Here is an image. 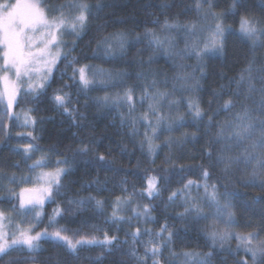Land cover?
I'll return each mask as SVG.
<instances>
[{"label":"snow or ice","instance_id":"snow-or-ice-1","mask_svg":"<svg viewBox=\"0 0 264 264\" xmlns=\"http://www.w3.org/2000/svg\"><path fill=\"white\" fill-rule=\"evenodd\" d=\"M103 7V0H96L95 4L89 0H62L56 5H46L44 0L23 4L17 0V3L13 5L6 2L0 3V49H2L0 51V60H2L0 63V108L6 113L9 121H18L21 114L15 112L14 109L21 103V97H23L24 103L30 104L31 107L22 110L24 118L18 126L32 129L26 133H17L18 136L30 137L32 142L22 146L17 145L12 149L21 157L12 167L18 168L23 162L28 173L17 177L15 172L7 174L0 171V203H10L11 213L21 217L15 230L10 232L6 229L4 221L8 220V227H11V215L0 210V258L8 255L10 251H26L30 254L29 258L35 260L37 254L44 250L41 241L51 242L53 246L62 247L66 252L75 256L79 248L83 246H101L111 251L112 246L119 240L118 236L109 235L107 231L104 232L102 239L89 235H79L74 238V234L69 235L70 230L65 226H60L51 232L47 228L39 232L35 231L47 214L45 205L49 202L55 204L51 213L47 214L49 225L58 224L59 219L64 218L66 211L70 215H75L77 212L84 211L88 206H94L96 210L102 212L105 203L103 199H97L91 194L69 197L66 201L71 206L69 211L62 202L57 201L58 196L64 195L62 192V189L66 188L64 181L74 171L76 157L87 156L89 151L94 152L95 149L82 142L70 149L71 160L66 153H61L53 161L52 153L55 149L50 146L47 152H43L33 160L32 157L37 152H41V146L38 143L41 137L36 133V125L45 118L32 115V113L36 112L41 104L46 100L50 101L56 109H62L64 114L71 116L73 123L76 124L75 113L78 110L67 106L71 101V93L65 89L75 86L79 94L81 91L87 92L97 88H117L115 93L105 91L103 96L91 99L100 110H118L126 105L127 113H118L121 125L128 124L131 129L130 134L138 135V125L142 121L145 132L139 143L142 149L146 144L148 154L153 155L160 147L154 143L158 138L159 129L163 127L172 131L174 127H179L184 123L183 116L170 119L162 113L165 102L167 101L169 109L183 102V98L169 99L177 91L178 86L180 90L197 92L202 87L201 79L207 75L204 58L223 57L229 36L235 35L248 43L246 66L241 68L238 76L229 77L228 85L221 84L219 89L213 90L212 96L217 100V107L209 114L207 109L201 107L199 96L190 97L187 100V112L194 120L202 121L204 116L208 115L205 130L208 131L214 126L217 129L215 135L211 136L207 142L209 147L204 150V155L209 160V167L204 168L200 165L199 167L203 168L201 180L186 181L180 188L171 190L167 198V203H172L177 197H181L184 207L183 211L176 213L177 217L181 221L197 224L198 231L211 241L212 250L208 252L182 250L179 253L173 251L174 236L179 230L174 227L170 228L165 221L155 232L151 228H137L132 231L130 235L134 242L143 233H147L149 239L144 244L143 256L138 254L137 249H132L128 255L136 261V264H147L148 258H152V264H173L177 256L185 258L184 264H212V258L217 250L230 252L234 257L243 251L244 257L235 260L234 264H264V236L261 235L264 233V217L256 222L255 226L251 220L245 221L243 226L249 229L247 232L233 230V226L238 223L234 201L238 202L241 208L247 209L251 204L264 199V197L257 196L252 198L251 202L244 200L246 193L240 192L237 188V185L257 186L264 193V64L256 67V49L264 47V15H257L253 12L247 7L245 0H231L228 7L219 12L213 11L215 0H196V17L191 22L169 23L166 19L160 29L161 32L175 29L185 32L186 39L183 49L174 50L175 39L171 36L160 35L153 29H145L143 33H138L133 42H140L147 38L148 47L153 50L154 54L163 49L169 57L194 56L196 64L178 65L179 71L172 77L173 83L170 91H161L157 87L160 83L167 84V79L160 81L153 78L149 81L147 79L149 73L146 70L138 72L137 80H145L140 91L139 103L143 106V102L148 101V104L145 111L137 116L134 115L137 105V85L133 83L121 90V86L127 83L125 79L129 76L127 71L106 70L99 66L94 68L91 64H80L79 55H71L76 50L79 40L87 33L91 20ZM258 7L264 10V0ZM49 14H51V19L48 18ZM237 14H239V29L234 31L231 25H226L223 21L225 17ZM209 18L211 19L207 24L200 23L201 20L209 21ZM119 22L123 23V21ZM107 23L105 21L98 25L97 32L105 28ZM154 23H159V21H154ZM205 31L208 35L201 37ZM65 35L74 37L71 44L62 40ZM129 43L127 30H115L99 35L95 37V47L91 57L105 62H121L126 57ZM51 48H57V51L53 53ZM153 58L154 56H149L147 60L139 62L150 65ZM58 61L65 62L60 76L61 81L67 75L70 82H62L53 88L55 70L59 68ZM37 65L39 67H35ZM68 68H71L70 75ZM187 68L192 70L184 71ZM197 70L199 76L196 75ZM152 75L155 77L157 74L153 72ZM232 83H235L236 87L229 93L228 88ZM242 87L244 91L241 90ZM49 89H51V94H49ZM226 94L229 98L220 104L219 99ZM212 102L211 99L208 101L209 106ZM87 104L86 100L85 106ZM222 111L228 114V118L214 125L215 116ZM80 117L84 119V114L80 113ZM10 135V124L0 121V145H6ZM189 135L193 140L196 139V133H184L181 137L175 138V142L183 144L187 142ZM173 142V138L166 140L170 147ZM213 146H218L215 154L212 151ZM94 161L97 164L111 163V160L107 159L103 153L95 156ZM53 163L57 165L54 169L41 171L35 176L31 175L35 169H43ZM213 166H219L222 178L209 183L213 178L211 171ZM185 170L184 165L179 166L180 172ZM160 179L168 181L167 176L158 178L155 175H148L145 181L146 187L139 192L133 189L127 196L116 197L112 203L111 215L106 217V222L118 224L125 219L131 220L132 217L126 218L119 213L122 206L131 204L133 197L137 195H146L150 201L159 198L162 191ZM4 180H7V185L3 183ZM32 181H35L37 186L21 188L19 193L11 187V185ZM92 183H97V181ZM193 185L196 186L197 191L202 187L203 194L193 196L191 194ZM123 191L127 192V189L124 188ZM154 207V204L148 203L143 205L142 210L134 207L132 212L135 217L141 218L144 222L154 221L155 217L151 214ZM25 220L28 221L26 227L23 226ZM200 221L207 223L199 227ZM219 223H222L224 228H219L217 226ZM184 231L187 232L188 228ZM233 238L237 241L235 248L228 245V241ZM123 243H127V240ZM166 249L168 259L163 260Z\"/></svg>","mask_w":264,"mask_h":264},{"label":"trees","instance_id":"trees-1","mask_svg":"<svg viewBox=\"0 0 264 264\" xmlns=\"http://www.w3.org/2000/svg\"><path fill=\"white\" fill-rule=\"evenodd\" d=\"M13 3L15 0H0V3ZM62 0H44L46 5H56ZM95 4L96 0H89ZM262 0H245L248 8H250L257 15H264V10L260 9L258 5ZM196 0H103V9L91 20L87 33L79 40L76 50L71 55H79L80 64H91L93 67L99 66L106 70H124L129 73L125 79L124 87L135 83L137 105L134 115L139 116L145 111V103L143 106L138 102L140 91L142 90L145 80H137L136 74L141 70H146L149 75L147 79L150 81L156 78L160 81L167 79L168 83H160L157 87L163 90H170L172 87V77L179 71L178 65H195L193 57L188 56H164L161 50L153 53V50L148 47V39H142L140 42H133L138 33H143L145 29H153L158 34L163 36H171L175 39V50H179L181 41V31L178 29L168 32H161V26L167 19L169 23L183 24L185 21L191 22L196 17L195 12ZM231 3V0H215V7L213 11L219 12L226 9ZM95 11V10H94ZM48 18L51 19V14ZM107 21L105 28L97 32V26ZM119 21H123L120 23ZM159 21V23H154ZM226 25H231L234 31L239 29V14L236 16H227L223 21ZM115 30H127V35L130 43L127 46L126 57L121 62H105L98 58H92L91 53L95 47V37ZM71 42V41H70ZM69 42V43H70ZM248 53V43L241 40L238 36H229L226 42L225 55L223 57H205L204 63L207 65V75L201 79L202 87L197 92L179 93L175 92L171 99L183 98V102L178 105L180 107V114H175L166 110L163 107L162 113L166 114L170 119L179 116L184 117V123L179 127H174L172 131L165 128L159 129L158 138L154 143L160 145L153 155L147 152V145L142 149L140 140L143 138L145 127L141 121L138 125V135H131V129L128 124L121 125L119 112L127 113V106L121 109H114L112 111L100 110L96 107L91 98L96 96H103L105 91L115 93L118 89H92L90 91H81L77 93V88L74 86L71 89H65L71 93V101L67 105L69 108L75 107L78 111L75 113L77 123H73V118L63 113L62 109H56L50 101H45L39 106V109L32 113V115L44 117L45 119L38 122L36 125V133L40 135L38 143L41 146V151L47 152L50 146H53L55 151L52 153V160H55L57 155L66 153L69 159H72L71 148L77 147L79 144L87 143L90 148L95 151H89L87 156H77L74 162V171L65 179L66 188L62 189L64 195L58 196L56 199L63 203V206L71 210L66 201L69 197L88 196L91 194L97 199L105 201L103 211H98L94 206H88L84 211L77 212L75 215H70L66 211L64 218L59 219L58 224L49 225L48 215L55 204L49 202L45 205L46 215L43 217V222L39 223L35 228L36 232L47 228L49 232L55 230L60 226L67 227L70 231L69 235L74 234V238L79 235L96 236L102 239L104 232L107 231L109 235L118 236L119 240L112 246V250L101 246H83L80 247L77 254H72L65 251L62 247H55L51 242L41 241L42 251H40L35 260L30 259V254L26 251L16 252L10 251L8 255L0 258V264H136V261L131 258L128 253L132 249H137L140 256L144 255V244L148 241L147 233H143L137 241H133L130 233L137 228H151L153 232L159 230L160 225L165 221L170 228L178 229V233L174 236V243L172 250L181 252L182 250H196L200 252H208L211 249V241L207 240L205 236L198 231V225L195 223H188L181 221L176 213L183 211L184 205L181 203V197H177L172 203H167V198L171 190L180 188L186 181L201 180L203 168L209 167L208 157L204 155V150L209 147L208 140L215 135L217 129L212 127L210 130H205V123L208 120V115H205L202 121H196L192 115L187 112V100L190 97L199 96L201 107L207 109L209 114L212 109L217 107V100L212 96L214 89H219L221 84L228 85L229 77L238 76L241 68L246 66V58ZM257 64L260 67L264 64V47L256 49ZM149 56H154L152 63L141 64L140 60H147ZM59 68L55 70V80L52 87H57L62 82L68 81V76H64L61 81V72L64 70L65 62L58 61ZM191 68L184 69V71H191ZM68 74H71V68H68ZM157 75L153 77L152 73ZM223 73V76H221ZM196 75L199 76L197 70ZM259 75V73H257ZM235 83H232L228 92L235 89ZM245 89L242 87L241 89ZM51 94V89H49ZM226 94L219 99V103L223 104L224 100L228 99ZM258 98V97H257ZM212 100L211 106L208 101ZM88 101L85 106V101ZM31 107L30 104L24 103V98L21 97V103L15 106V112H22V110ZM235 111V110H233ZM80 113L84 114V119H81ZM51 118V119H49ZM228 118V114L220 112L214 118V125L218 121H223ZM10 124V138L6 145H0V171L7 174L13 172L17 177L22 174H27L28 169L22 162L20 167L14 168L12 165L21 159L17 152L12 151L13 147L26 143H30L31 138L25 136H18V130H13V120ZM118 128V129H117ZM124 128V129H123ZM122 131V132H121ZM128 131V132H127ZM151 131L150 129L148 130ZM21 133V132H20ZM75 133V135H73ZM184 133H196V139L193 140L191 135L187 142L180 144L175 142V138L181 137ZM126 134V135H125ZM128 137V138H127ZM167 138H173L174 142L171 147L166 143ZM95 141V143H93ZM218 146H213L212 151L215 154ZM103 153L107 159L111 160L110 164H97L94 157ZM170 157V158H168ZM87 161V162H86ZM31 163V161H28ZM184 165L186 170L179 171V166ZM53 165L47 166L46 170H52ZM168 169V171H165ZM213 178L209 181L212 183L217 178H222L219 166L211 168ZM148 175H155L158 178L167 176L168 181L165 182L160 179L162 188L161 196L155 200H149L145 196H135L132 203L122 206L120 215L132 217L131 220L125 219L118 224L106 222V217L111 215L112 203L118 196H127L133 191L138 192L146 187V178ZM239 175V173H237ZM97 181V183H92ZM3 183L7 185V180ZM91 185V186H88ZM18 193L21 188H25L21 183L11 185ZM126 188L127 192L123 189ZM240 192L246 193L244 200L252 201V198L261 196V192L257 186L244 187L237 185ZM221 191L223 189L221 188ZM191 194L198 196L203 194L201 187L197 191L196 186H192ZM16 203L19 201L17 199ZM152 203L155 205L152 216L154 221L144 222L141 218L133 215L132 209L137 207L139 210L143 209L144 204ZM234 211L237 215L238 223L233 226L236 232H247L248 228L244 227L245 221L251 220L253 226L264 217V199L260 202L251 204L247 209L241 208L238 202ZM167 204V206H165ZM11 209L8 202L0 203V209ZM207 211V209H205ZM207 222L200 221L199 227H203ZM93 225L95 227H93ZM219 228H224L222 223L217 225ZM188 228V231H184ZM35 234V233H33ZM167 235V233H165ZM264 236V233H261ZM127 240V243L123 241ZM231 248H235L237 242L235 239L228 241ZM219 249V245H217ZM99 257V259H96ZM244 252L241 251L238 256H233L230 252L217 250L212 258V264H234L235 260L243 258ZM182 256H177L173 264H178ZM163 260L168 259V250H165ZM147 264H152V258H148Z\"/></svg>","mask_w":264,"mask_h":264},{"label":"rangeland","instance_id":"rangeland-1","mask_svg":"<svg viewBox=\"0 0 264 264\" xmlns=\"http://www.w3.org/2000/svg\"><path fill=\"white\" fill-rule=\"evenodd\" d=\"M6 2V1H5ZM5 2H3V3H5ZM20 2H21V4H23V3H25V2H31V3H35L36 2V0H20ZM17 3V0H15L13 3H11V4H9V5H13V4H16ZM50 19V18H49ZM210 19L211 18H209V21H203V20H201L200 21V23L201 24H207L208 22H210ZM179 31H181L180 29H178ZM43 31V30H42ZM37 35H39V34H37ZM208 35V33H207V31H205L204 33H202L201 34V37H203V36H207ZM181 41H182V43H181V45H180V47H182L181 49H183L184 48V46H185V39H186V33L185 32H183V31H181ZM73 36H71V35H65V36H63L62 37V40L63 41H67L68 43L70 42V41H72L73 40ZM69 44H71V42L69 43ZM175 46H176V42H175V45H174V48H175ZM53 53H55L56 51H57V48H51L50 49ZM175 50V49H174ZM180 50V49H179ZM0 51H2V49H0ZM178 51V50H177ZM161 53H163V55L164 56H166V54H165V51L163 50V49H161ZM168 56V55H167ZM193 57V60H194V62H196V58L194 57V56H192ZM0 63H2V60H0ZM35 67H39V65H37V66H35ZM95 68V67H94ZM172 85V84H171ZM172 88V87H171ZM171 90V89H170ZM169 90V91H170ZM178 92L181 94V93H186V92H188V91H184V90H180L179 89V86L177 87V91H176V93L178 94ZM175 94V93H174ZM174 96V95H173ZM173 96H171V97H169V99H171ZM138 102H139V98H138ZM144 103H145V105H144V107H145V109L147 108V104H148V101H144ZM164 108H166V110H170V112H173V113H175V114H180V107L178 108V106H174V107H172L171 109H169V107H168V105H167V101L165 102V104H164ZM15 110V109H14ZM17 113H20L21 114V116H20V120H13V130H15V131H17L18 130V133H20V132H23V133H26L27 131H30V130H32L31 128H24V127H20V126H18V125H20L21 123H22V121H23V113L22 112H18V111H16ZM8 117H7V115H6V113L3 111V109L2 108H0V121H2L3 123H5V124H7L8 123ZM22 144H24V143H22ZM44 151L42 150L41 152H37L33 157H32V159L33 160H35L38 156H40L42 153H43ZM53 161H55V160H53ZM51 165H53V167H57V165H55L54 163L53 164H51ZM49 166V165H48ZM46 168V167H45ZM45 168H43V169H41V168H37V169H35L34 170V172L31 174V175H33V176H35V175H38L41 171H49V170H46ZM22 185H24V187L25 188H32V187H34V186H37L36 185V182L35 181H32V182H29V183H21ZM19 193V192H18ZM0 210H3L5 213H7V214H10L11 215V218H12V224H11V227H8V225H9V221L8 220H5L4 221V224H5V227H6V229L8 230V231H14L15 230V227H16V224L17 223H19L20 222V220H21V217L20 216H18V215H15V214H12L11 213V211H10V209H7V208H2V209H0ZM33 215H34V211H33V213H32ZM27 223H28V221L27 220H25V222H24V225L23 226H27ZM236 241V240H235ZM237 242V241H236ZM184 257H182L181 258V260H180V262L178 263V264H184Z\"/></svg>","mask_w":264,"mask_h":264},{"label":"bare ground","instance_id":"bare-ground-1","mask_svg":"<svg viewBox=\"0 0 264 264\" xmlns=\"http://www.w3.org/2000/svg\"><path fill=\"white\" fill-rule=\"evenodd\" d=\"M118 129V128H117ZM124 129V128H123ZM122 132V131H121ZM128 132V131H127ZM126 135V134H125ZM128 138V137H127Z\"/></svg>","mask_w":264,"mask_h":264}]
</instances>
